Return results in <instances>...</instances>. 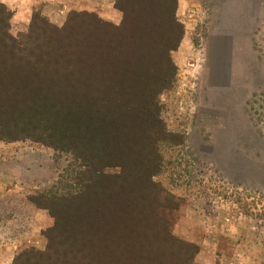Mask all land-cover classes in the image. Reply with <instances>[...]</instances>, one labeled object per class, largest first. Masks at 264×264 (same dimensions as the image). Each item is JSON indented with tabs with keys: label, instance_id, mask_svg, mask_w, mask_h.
Segmentation results:
<instances>
[{
	"label": "rangeland",
	"instance_id": "374dc122",
	"mask_svg": "<svg viewBox=\"0 0 264 264\" xmlns=\"http://www.w3.org/2000/svg\"><path fill=\"white\" fill-rule=\"evenodd\" d=\"M175 1L172 19L157 0H128L125 12L122 0H0V128L15 138L0 140V264L45 253L57 221L62 230L102 225L108 264H193L206 232L217 264H264V0ZM235 29L236 87L225 74ZM172 74L158 95L167 136L152 178L170 206H148L131 179L130 192L78 202L83 168L56 117L113 87L138 100L136 88ZM114 229L141 238L124 241ZM51 237L67 250L81 243Z\"/></svg>",
	"mask_w": 264,
	"mask_h": 264
},
{
	"label": "trees",
	"instance_id": "16d2710c",
	"mask_svg": "<svg viewBox=\"0 0 264 264\" xmlns=\"http://www.w3.org/2000/svg\"><path fill=\"white\" fill-rule=\"evenodd\" d=\"M127 2L128 0H122L123 5L119 6L123 12L126 11ZM157 4L160 8H164L173 19L176 10L175 0H157ZM173 29H178V35L181 34L179 25L171 30ZM174 47H167L166 51L170 52ZM140 58L146 59L147 56L141 55ZM172 79L173 74L168 79L158 76L157 85L154 83L151 87H145L143 84L140 91L136 88L133 92L142 94V98L138 100L134 99L135 95L131 99L121 98L119 92L116 91L119 89L113 87L112 91L115 92H112L108 98L102 100L80 98L71 106L73 111L56 117L54 126L62 129L61 137L70 142L66 150H71L75 154L83 168L80 175L84 182L78 190L79 196L76 199L78 202L81 196L85 198V194H91L94 198L101 191L117 196L124 193L122 192L124 190L130 192L132 191L131 185L127 187L126 181L131 179L135 189L146 194V199L141 200L148 206L151 207L152 203L155 210L170 206L171 198L155 185L152 178L161 168L157 150L159 144L164 142L167 136L159 118L158 95L166 89ZM8 133L10 132L4 134V130L0 128V140L15 139ZM140 145L145 146L142 148L148 149V152L139 151V153L134 152L130 155L122 149L123 146H127L130 151H135ZM106 169H118L119 171L109 175L104 172ZM101 212L100 208H94L93 215L95 216L93 217L91 212L90 219L97 220V214ZM57 222L47 232L50 245L45 253L28 249L18 254L12 264H108L104 260L108 243L105 242L106 234L102 225L92 223V225H85L74 222L70 227L62 230L60 222ZM119 231L116 229L114 235L124 241L141 238V235L124 236ZM163 231L164 227H162ZM91 233H93V238L88 239ZM58 234L69 235L81 243L75 244L72 250H67L65 244L58 243L57 246L51 237ZM111 250L117 253L113 248ZM88 253L94 254L95 257L89 259L86 257ZM98 256L99 258H96ZM175 264H181V262L177 261Z\"/></svg>",
	"mask_w": 264,
	"mask_h": 264
},
{
	"label": "crops",
	"instance_id": "0c3cea01",
	"mask_svg": "<svg viewBox=\"0 0 264 264\" xmlns=\"http://www.w3.org/2000/svg\"><path fill=\"white\" fill-rule=\"evenodd\" d=\"M192 236V235H191ZM212 232H206L204 239H199L198 252L193 260V264H217V244ZM195 236L190 239L191 242H196Z\"/></svg>",
	"mask_w": 264,
	"mask_h": 264
},
{
	"label": "flooded vegetation",
	"instance_id": "af4514ba",
	"mask_svg": "<svg viewBox=\"0 0 264 264\" xmlns=\"http://www.w3.org/2000/svg\"><path fill=\"white\" fill-rule=\"evenodd\" d=\"M240 37L241 36L238 35V31L236 29L233 31V33L230 34V44L232 48L230 70H231V73H233L231 75V82L233 83L235 87L238 84L237 69L238 67H240L238 63L239 58L237 55V52L241 49V42H239Z\"/></svg>",
	"mask_w": 264,
	"mask_h": 264
},
{
	"label": "water",
	"instance_id": "95a60500",
	"mask_svg": "<svg viewBox=\"0 0 264 264\" xmlns=\"http://www.w3.org/2000/svg\"><path fill=\"white\" fill-rule=\"evenodd\" d=\"M229 69H230V45L228 46V55H227V69H226V75H227V84L229 81Z\"/></svg>",
	"mask_w": 264,
	"mask_h": 264
}]
</instances>
